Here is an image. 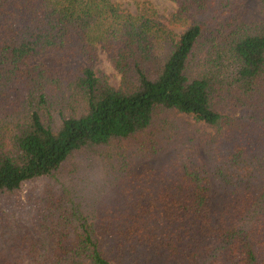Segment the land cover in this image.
<instances>
[{
	"label": "trees",
	"instance_id": "obj_1",
	"mask_svg": "<svg viewBox=\"0 0 264 264\" xmlns=\"http://www.w3.org/2000/svg\"><path fill=\"white\" fill-rule=\"evenodd\" d=\"M171 1L0 0V208L44 184L0 264H264V0Z\"/></svg>",
	"mask_w": 264,
	"mask_h": 264
},
{
	"label": "rangeland",
	"instance_id": "obj_2",
	"mask_svg": "<svg viewBox=\"0 0 264 264\" xmlns=\"http://www.w3.org/2000/svg\"><path fill=\"white\" fill-rule=\"evenodd\" d=\"M124 9H129L132 12H136L137 9L147 7L154 8L160 13L169 15L175 8L176 5L171 0H115ZM226 16H233L249 22L260 21L263 19V13L261 12L259 6V0H233L232 9ZM222 19V18H220ZM40 59H30L29 62L38 63ZM95 70L98 73H105L110 83L118 86L120 83V74L114 68L111 60L105 55L101 54L99 59L95 63ZM176 120L183 126L184 131L191 136H194L199 143V151L201 155L205 156L203 148L201 146V141L204 133H214V129L209 127L204 122H196L190 115L182 114L179 115V119ZM130 151L128 154L131 155V163L133 168L136 170L141 169L143 166L149 164L150 162H155L153 158H147L140 154L136 149H130V147L125 148ZM44 190V184L41 181H34L28 183L25 187L15 195H10L2 198L1 208H0V228L2 225L4 230L8 231L9 227L4 220L8 218H17L20 225H24L26 217L29 212L35 210L38 206L37 194ZM34 219L31 220V223ZM112 264H118L117 262H112ZM166 264H170L168 261Z\"/></svg>",
	"mask_w": 264,
	"mask_h": 264
}]
</instances>
